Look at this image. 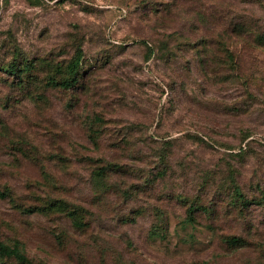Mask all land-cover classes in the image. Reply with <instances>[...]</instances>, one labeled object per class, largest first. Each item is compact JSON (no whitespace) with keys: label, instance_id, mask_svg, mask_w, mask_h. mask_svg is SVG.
<instances>
[{"label":"rangeland","instance_id":"obj_1","mask_svg":"<svg viewBox=\"0 0 264 264\" xmlns=\"http://www.w3.org/2000/svg\"><path fill=\"white\" fill-rule=\"evenodd\" d=\"M261 37L264 0H0V68L51 66L34 96L0 70V242L27 264H264ZM79 47V87L48 88Z\"/></svg>","mask_w":264,"mask_h":264},{"label":"trees","instance_id":"obj_2","mask_svg":"<svg viewBox=\"0 0 264 264\" xmlns=\"http://www.w3.org/2000/svg\"><path fill=\"white\" fill-rule=\"evenodd\" d=\"M259 40V43L264 44V37L259 38ZM205 43H207V41H205ZM149 49L152 53H155V50L153 48L149 47ZM156 51H158L161 56L165 53H168L170 55L172 54V51H170V49L164 45H162ZM219 52L230 58L231 63L233 64V71H237L239 69L238 63L234 60V52H232L228 48H223V46L219 49ZM83 55L84 54L82 48L79 47L77 49L75 57L67 65L58 66L57 68L52 67L54 73L50 76V78H48L46 84L47 87L61 88L63 90H74L78 88L80 81L82 80V78H84L85 75V71L83 68ZM47 67L51 66H49V64L44 60L39 61L38 64L34 61H29L28 59H25L21 63H18V60L14 54V57H12V61L7 65H3L0 70L7 76L5 81H8L10 79H13V81H17L18 85L24 90L27 95L34 96L35 92L32 91V88L41 83V80L38 77V72ZM57 73H60V79L55 78ZM91 131H95V135L99 134L98 130L91 129ZM89 160L91 161V163L96 162V160L91 158ZM120 172H123V166L116 163H110L106 166H98L92 173V176L99 188H107L108 178L110 177V175ZM235 188H237V195L233 197L234 203H236V205L242 204L243 206L248 207V205H250V203L252 202L245 198V196L239 190L238 186H235ZM258 203H263V201H260ZM47 207L49 210L66 212L67 216L72 220L73 225L77 229H82L84 228V226H86V223L84 222L85 210L79 206L70 208V206L64 201L57 200L51 202ZM46 209L47 208L42 209L41 212L46 213ZM198 211L211 213L213 211V208L206 209L192 206L189 211V221H193V219L195 218V213ZM230 243L237 247H244L246 245L245 240L236 237L230 238ZM5 259H14L20 264L28 263L24 251H22L18 246H10L0 242V264H3Z\"/></svg>","mask_w":264,"mask_h":264}]
</instances>
